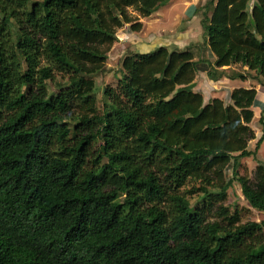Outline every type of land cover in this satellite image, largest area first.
<instances>
[{"label":"trees","instance_id":"16d2710c","mask_svg":"<svg viewBox=\"0 0 264 264\" xmlns=\"http://www.w3.org/2000/svg\"><path fill=\"white\" fill-rule=\"evenodd\" d=\"M168 1L0 0V264H264V220L239 223L221 205L227 224L205 222L234 180L264 211V162L254 182L226 177L263 142L264 102L238 87L205 103L192 87L200 61L212 81L238 64L230 78L264 84V0H206L210 61L195 44L132 35L137 51L96 106L93 77L117 31L139 32ZM56 75L69 85L48 96ZM196 192L203 207L187 199Z\"/></svg>","mask_w":264,"mask_h":264},{"label":"rangeland","instance_id":"374dc122","mask_svg":"<svg viewBox=\"0 0 264 264\" xmlns=\"http://www.w3.org/2000/svg\"><path fill=\"white\" fill-rule=\"evenodd\" d=\"M184 0H174L173 2H167L165 5H162L161 7L158 8L157 11H155L153 14H151L149 17L142 18L143 22V27L140 31L141 34L148 33L150 30L154 33H159L163 30H165V33H171L170 35L172 36L178 26V24L181 22L182 16L185 15V13H192L193 8H189L187 4L188 2L185 3L183 2ZM196 6H199V10L201 13L199 14V20H196L194 22V26L199 28V30H202V33L200 32V37L196 45L193 47V51L196 53V56L198 59L205 58L210 61V57L207 53L206 49V42L204 41V33L202 29V11H203V5L199 1H195ZM206 2V1H205ZM199 3V5H198ZM175 6H177L175 8ZM189 8V9H188ZM177 17L176 20H174V17ZM11 30L13 32V38L15 39V31H16V26L11 22ZM174 31V32H173ZM134 32L130 31L129 29V24H125L121 29L117 31V41L112 45L110 50L107 53V60L105 64L104 70L93 77L95 81V87H94V92H95V97H96V106L98 108L99 112L103 111V104L106 102V97L103 94V89L105 86H112L116 87L118 78L121 75L120 69H121V60L126 55L127 53L131 51H137L136 47L132 45V40L130 37L132 36ZM199 34V31L198 33ZM196 34V35H197ZM172 48V46H171ZM199 68H208L206 63H203L200 61L199 63ZM202 69L198 70L196 78L193 82V89L196 91L198 88L202 89L201 91L205 93L206 97L212 96V95H217L218 92H221V95H223V98L226 99V103L229 101L227 100L229 95H228V87L223 88V84L220 82L219 84H214L213 85V90L208 91L204 88L207 86V81L210 79L207 70H205V75L201 74ZM223 72L225 73L226 78H230L233 76L236 72H243L245 69L242 68L240 65L235 64L230 67L223 68ZM204 74V73H203ZM232 79V78H231ZM207 80V81H206ZM205 82V85H203ZM226 82V81H224ZM257 79L251 77L247 79V82L243 83L241 79L236 77L235 82L233 81L231 84L232 89L238 88V87H246L248 88L249 85L252 87L255 86L257 92L259 95H261L264 92V87H260V85L257 84ZM225 84H228L227 82ZM245 84V85H244ZM46 91L48 96L55 95L59 90L67 88L68 87V80L61 75H56L54 80H46ZM219 85V86H218ZM264 86V84H262ZM222 86V87H221ZM227 86V85H226ZM200 92V91H199ZM257 100L260 103H263L264 100L259 98L257 96ZM254 116L251 122L249 123V126L252 128L254 131L255 138L251 139L248 142V149L249 150H254L256 141L260 137V128L261 124L259 122V116H260V111L261 107L259 105H255L252 107ZM264 162V142L261 143L260 147L256 151L255 155L250 156V157H243L240 158L237 163L232 166V163L229 165V169L226 171V177L231 178L232 172L237 171L240 175H246L248 178L251 180V182H254L255 179V169L256 166L259 163ZM190 185L187 187L186 190H189L192 186V183H189ZM217 190H213V193H217ZM187 199L189 200L190 204L193 206L199 205V207H203V197L202 193L196 192L194 194H188L187 193ZM221 205L224 207L228 208L229 213L233 214L237 212V215L239 216V223H245L248 221H253V222H260L264 220V211L257 210L249 205V203L246 201V199L243 197L240 185L239 183L234 180L232 182L231 187L228 188L227 190V197L224 200L223 203L218 202L214 208L212 209V212H208L206 215V221L205 222H222V224L226 225V221H223L222 218L219 217L217 213V208H219ZM160 208H164L165 210L169 211L170 205L165 202L162 203Z\"/></svg>","mask_w":264,"mask_h":264},{"label":"crops","instance_id":"0c3cea01","mask_svg":"<svg viewBox=\"0 0 264 264\" xmlns=\"http://www.w3.org/2000/svg\"><path fill=\"white\" fill-rule=\"evenodd\" d=\"M173 1L174 0H169L170 3L173 2ZM195 1L201 2L202 3V4H200V6H201V5H203V3H205L206 0H186V3L187 2L189 3V4H187V6H189V8L190 7L193 8V12L190 13V14L189 13H185V15L182 16V18H181L182 20L178 24L175 32L173 31L174 34L172 36L170 35L171 33L170 34L169 33H165V30H163V31H161L159 33H154V32H152L150 30L148 33L145 32V34H141L142 32L140 33V31H141L140 30L139 32H136V33L134 32L132 35H136L138 37L143 38V37H148L150 34H154L156 37L166 38L170 45L176 46L179 49H185V48L189 47L190 45H194V44L196 45V43L198 41L196 39H199L200 32L202 33V30L200 31L198 27L196 28L194 26V22L196 20L200 19L199 18V14L201 13V11L199 10V6H196V2ZM183 2L185 3V0ZM198 5H199V3H198ZM176 7L177 6H175V8ZM173 19L176 20L177 17L175 16ZM198 31H199V34H197ZM208 55L210 56L208 58L213 59V54L212 53L208 52ZM197 59H198V57L196 56L195 60H197ZM198 66H199V64H198ZM205 70H207V69L206 68H202V70L200 71L202 75L206 74ZM235 80H236V78H232L231 79V78H226V77H223L222 79H220L218 81H212V80L209 79L208 81L206 80L207 81V86L205 85V82H204L203 85L206 86V88H204V89H206L208 91H212L213 90V85L214 84H219L221 82L223 84V88L228 87V95H229L230 91L232 90L231 87H233V86H231L229 84H231L233 81L235 82ZM224 81H226L228 84H225L226 82H224ZM241 81L243 83H245V82H247V79L241 80ZM257 84L260 85V87H264L262 84H259V82H257ZM246 86L247 85H245L244 87L247 88ZM249 87H252V86L249 85L248 88ZM253 87L255 88V86H253ZM201 89H202V85H201V88H198V90L196 89V91H200L203 94V99H204L205 103L208 102V100L213 98V97H219V98L223 99L225 102H227L226 99L223 98V95H221V92H218L217 95H212V96L206 97L205 93H203L201 91ZM258 95H259V93L257 92V96ZM258 97L264 100V92L261 94V96H258ZM227 100L230 101L229 97H228ZM260 135H261V128H260ZM263 142H264V140H263Z\"/></svg>","mask_w":264,"mask_h":264}]
</instances>
